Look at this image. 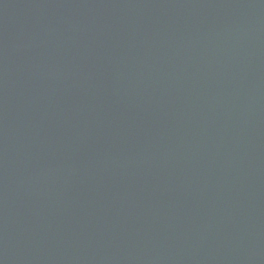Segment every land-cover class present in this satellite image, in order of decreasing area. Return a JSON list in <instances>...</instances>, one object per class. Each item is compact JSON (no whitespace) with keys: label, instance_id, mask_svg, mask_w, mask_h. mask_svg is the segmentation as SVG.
I'll list each match as a JSON object with an SVG mask.
<instances>
[{"label":"water","instance_id":"water-1","mask_svg":"<svg viewBox=\"0 0 264 264\" xmlns=\"http://www.w3.org/2000/svg\"><path fill=\"white\" fill-rule=\"evenodd\" d=\"M0 264H264V0H0Z\"/></svg>","mask_w":264,"mask_h":264}]
</instances>
